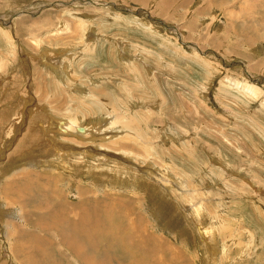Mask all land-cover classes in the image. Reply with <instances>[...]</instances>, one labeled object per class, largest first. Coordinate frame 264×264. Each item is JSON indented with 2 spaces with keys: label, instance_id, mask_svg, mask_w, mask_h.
I'll use <instances>...</instances> for the list:
<instances>
[{
  "label": "rangeland",
  "instance_id": "1",
  "mask_svg": "<svg viewBox=\"0 0 264 264\" xmlns=\"http://www.w3.org/2000/svg\"><path fill=\"white\" fill-rule=\"evenodd\" d=\"M81 209L95 264H264V0H0V264Z\"/></svg>",
  "mask_w": 264,
  "mask_h": 264
},
{
  "label": "bare ground",
  "instance_id": "2",
  "mask_svg": "<svg viewBox=\"0 0 264 264\" xmlns=\"http://www.w3.org/2000/svg\"><path fill=\"white\" fill-rule=\"evenodd\" d=\"M53 61V60H52ZM54 66V65H53ZM63 68V67H62ZM65 69H66V67L62 70L64 73H65ZM63 73V74H64ZM246 89V88H245ZM252 90H253V88H251ZM246 91V90H245ZM248 92V91H247ZM251 92V91H250ZM254 92V91H253ZM252 92V93H253ZM251 93V94H252ZM257 93V92H256ZM253 94H255V92L253 93ZM258 94V93H257ZM256 95V94H255ZM94 105V104H93ZM98 108V107H97ZM101 108V107H100ZM93 111V110H92ZM66 124V123H65ZM56 125H58V124H56ZM55 125V126H56ZM107 125H108V123H107ZM114 126V125H113ZM52 127H53V124H52ZM63 127H65L66 129H67V133L65 134V135H67V134H69V135H71V136H74V137H81V139H86L87 138V136H93L94 135V133L96 132H94V133H89V132H93V130H95V125H90L89 126V129H83V127L82 128H80V127H78V125H70L69 123H68V126H62V128ZM80 129V133L78 132V130ZM109 129V128H108ZM65 130V129H64ZM97 130V132H98V129H96ZM113 130V129H112ZM107 131V130H106ZM104 132H105V130H104ZM96 134V133H95ZM105 136V135H104ZM57 136H55V137H53V138H51L52 139V141H53V143L55 144V145H58V142L59 141H57ZM68 138V137H67ZM94 138V137H93ZM73 140V139H72ZM94 140V139H93ZM62 141L64 142L65 140H63L62 139ZM66 141H68V140H66ZM121 141V140H120ZM133 143V142H132ZM60 145H62L61 143L59 144V146ZM62 147V146H61ZM69 148V147H68ZM103 149V148H102ZM57 150H59L58 148H57ZM87 150V149H86ZM61 151H63V150H61ZM60 152V151H59ZM87 152V151H86ZM109 153H111V152H109ZM81 154V153H80ZM87 154V153H86ZM91 154V153H90ZM70 155V154H69ZM72 155V154H71ZM82 155V154H81ZM101 156V155H100ZM103 156H104V154H103ZM64 158V157H63ZM68 158V157H67ZM109 158H107L106 160H108ZM105 160V159H104ZM102 161V160H101ZM82 199V198H81ZM82 201H84V199H82ZM81 203V201L79 202V204ZM77 207H79L80 208V206H77ZM72 213L74 214V215H76V217L74 218V219H72V220H70L69 222H59V221H53L52 223H50V224H47L46 225V228H51V226L53 227V226H55V227H57V228H59V227H62V226H65V225H70L71 227H73L72 228V230H70V229H66L65 231H66V233L67 234H69L70 232L72 233V235H73V238L71 239V238H69V237H66V239H65V241L63 242V243H66V245L68 246V248L70 249H72L73 251H72V253H71V255L73 254V252H74V254H75V256L78 258V259H83V261H84V263L85 264H93L94 262H91V258L92 257H94L95 255L94 254H96V253H92V255H88L87 254V252H90V250L91 249H94L95 248V246H96V243H97V241L98 242H100V241H102V243L104 242V245L105 246H107V248H108V245H110V243H112L113 242V239H117V236H118V238H120V234H122V233H120V234H118L119 233V227H117V225H119V222L116 220V219H112L111 220V218H110V220H108L107 219V214H106V217L104 216L102 219L103 220H101V215H94V214H89V212H87V210H83V209H81V214L80 213H78L77 211H72ZM92 213V212H91ZM113 215V214H112ZM65 218H69V217H66V216H64ZM199 226V225H198ZM111 227H113V232H114V235L115 234H117L116 236H114V235H112L110 238H108V237H106L105 235H104V233H107V234H111V232H110V230H109V228H111ZM214 233V232H213ZM59 234H61V233H59ZM64 234V233H63ZM202 234H203V232H202ZM103 236H105V237H103ZM108 236V235H107ZM123 236V235H122ZM35 239L37 238V237H34ZM108 238V239H107ZM62 239V238H61ZM38 240V239H37ZM64 240V239H63ZM138 240V239H137ZM36 241V240H35ZM34 241V242H35ZM215 241V240H214ZM136 242V241H135ZM205 242H207V241H205ZM39 243H40V241H39ZM115 244H116V242H114ZM138 243H139V241H138ZM86 244V245H85ZM142 245H143V243H142ZM137 246H140V245H137ZM110 247V246H109ZM141 247V246H140ZM40 248H43L42 246H40ZM141 249V248H140ZM213 250V249H212ZM45 251V250H44ZM71 251V250H70ZM216 251V250H215ZM95 252V251H94ZM91 253V252H90ZM140 253V252H139ZM42 254H45V253H43V251L41 250L40 252H39V255L41 256ZM47 254V253H46ZM38 255V256H39ZM149 255V254H148ZM33 255L32 254H27L26 255V257L24 258L25 260H29L30 258H33L32 257ZM92 256V257H91ZM109 256L107 255V258H108ZM98 258H102V256H98ZM39 259H41V258H39ZM43 259V258H42ZM104 259H106V258H104ZM183 259V258H182ZM133 260H134V258H133ZM153 260H155V259H153ZM179 260V259H178ZM103 261L104 260H100V263L99 264H103ZM107 262V261H106ZM135 262V261H134ZM138 262V261H137ZM109 263V261L107 262V263H105V264H108ZM95 264V263H94ZM137 264H140V263H137Z\"/></svg>",
  "mask_w": 264,
  "mask_h": 264
}]
</instances>
